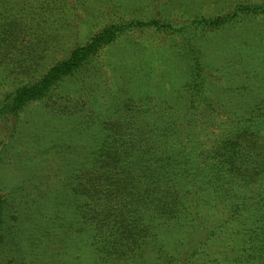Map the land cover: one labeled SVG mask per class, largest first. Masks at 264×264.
I'll return each mask as SVG.
<instances>
[{
  "label": "trees",
  "instance_id": "1",
  "mask_svg": "<svg viewBox=\"0 0 264 264\" xmlns=\"http://www.w3.org/2000/svg\"><path fill=\"white\" fill-rule=\"evenodd\" d=\"M246 1L228 13L202 15L200 26L137 20L146 27L185 32L180 45L191 63L189 80L176 102L122 107L94 129L100 135L98 147L70 170L64 204L75 228L67 225V231L78 234L71 239L91 243L104 264H147L150 250L163 260L160 264H264V92L248 86L244 99L241 87L218 102L213 95L217 77L198 41L204 30L219 31L242 16L264 15V0ZM137 21L95 32L39 76L28 80L32 73L24 69L25 79L0 92V115H17L47 97ZM10 30L0 28V38L12 36ZM27 61L18 64L24 68ZM216 113L225 117L218 119ZM8 210L0 190V240ZM186 230L193 236L190 245L164 251L170 239L157 238L162 231L177 235ZM239 236L243 250L235 240Z\"/></svg>",
  "mask_w": 264,
  "mask_h": 264
},
{
  "label": "rangeland",
  "instance_id": "2",
  "mask_svg": "<svg viewBox=\"0 0 264 264\" xmlns=\"http://www.w3.org/2000/svg\"><path fill=\"white\" fill-rule=\"evenodd\" d=\"M241 2L247 1L0 0V28L12 29V36L0 38V92L25 79L24 69L32 73L28 80L39 76L111 24L156 19L172 22L174 28L181 23L192 27V21L200 26L202 15L228 13ZM204 32L199 48L217 77V101L241 87L244 99L248 86L263 93L264 15L242 16L222 30ZM184 33L137 21L47 97L17 115H0V190L9 202L0 264H104L91 243L73 240L78 234L67 231V225L72 227L64 204L70 170L98 147L100 135L94 129L114 119L122 107L183 97L191 65L180 45ZM26 57L29 61L20 67ZM157 238L170 239L167 252L186 248L193 240L189 230L177 235L162 231ZM235 240L243 250V236ZM149 255L147 264L163 263L151 250Z\"/></svg>",
  "mask_w": 264,
  "mask_h": 264
}]
</instances>
